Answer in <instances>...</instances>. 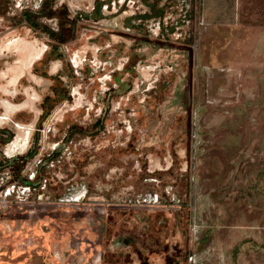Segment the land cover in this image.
<instances>
[{
    "label": "rangeland",
    "instance_id": "374dc122",
    "mask_svg": "<svg viewBox=\"0 0 264 264\" xmlns=\"http://www.w3.org/2000/svg\"><path fill=\"white\" fill-rule=\"evenodd\" d=\"M245 34L205 27L197 0H0V264L38 206L154 193L190 208L187 264H264V69L212 58Z\"/></svg>",
    "mask_w": 264,
    "mask_h": 264
},
{
    "label": "flooded vegetation",
    "instance_id": "af4514ba",
    "mask_svg": "<svg viewBox=\"0 0 264 264\" xmlns=\"http://www.w3.org/2000/svg\"><path fill=\"white\" fill-rule=\"evenodd\" d=\"M0 121L11 122L10 118H0ZM192 122L193 111L189 119L191 130L189 158L184 161L186 169L192 159ZM13 125L19 131V127ZM5 133L3 130L2 137L7 138L9 134ZM29 135L30 132L23 134L25 150L20 154L27 150ZM11 143L3 148V155L12 159L10 162L15 157L8 156L5 149ZM17 147L22 146L17 143ZM65 205H73L77 209L66 218L54 209L50 214H44L46 205L36 207L40 211L44 209L40 215L42 218L29 219L33 226L26 235L34 230L39 234H34L35 238L25 237L24 249L15 259L17 264H187L190 208L180 200L179 203L155 206L99 202ZM2 213L4 211L0 209V215ZM24 215L26 219L28 215Z\"/></svg>",
    "mask_w": 264,
    "mask_h": 264
},
{
    "label": "crops",
    "instance_id": "0c3cea01",
    "mask_svg": "<svg viewBox=\"0 0 264 264\" xmlns=\"http://www.w3.org/2000/svg\"><path fill=\"white\" fill-rule=\"evenodd\" d=\"M197 9L201 23L207 28L246 33L244 37L230 39L228 52H213L215 64L217 59H227L228 69L240 77L247 75L249 69H264V0H197ZM242 43L250 46V50L243 51Z\"/></svg>",
    "mask_w": 264,
    "mask_h": 264
},
{
    "label": "built area",
    "instance_id": "2783aa9c",
    "mask_svg": "<svg viewBox=\"0 0 264 264\" xmlns=\"http://www.w3.org/2000/svg\"><path fill=\"white\" fill-rule=\"evenodd\" d=\"M195 123L194 120L192 122V149L194 148L193 142L195 143V129H193ZM194 159V152L192 151V160ZM192 180V179H191ZM4 196L6 198L12 197L13 194L15 193L14 188L11 190L9 187H7L4 191ZM25 191H22L21 194L23 195ZM166 193H169L168 191ZM84 195L82 196H76V197H69V198H64L59 201V203L62 204H75V203H81ZM176 200V201H175ZM171 201L175 203H179L178 199H175L174 197H171ZM160 197L154 193V194H147V195H141L139 196L132 204L134 205H139V206H155V205H160ZM189 261L193 260V257L188 258ZM194 262V260H193Z\"/></svg>",
    "mask_w": 264,
    "mask_h": 264
},
{
    "label": "bare ground",
    "instance_id": "6f19581e",
    "mask_svg": "<svg viewBox=\"0 0 264 264\" xmlns=\"http://www.w3.org/2000/svg\"><path fill=\"white\" fill-rule=\"evenodd\" d=\"M15 144V143H14ZM14 146V145H13ZM14 150V149H13ZM8 151V153H10L11 151H10V148L7 150Z\"/></svg>",
    "mask_w": 264,
    "mask_h": 264
}]
</instances>
